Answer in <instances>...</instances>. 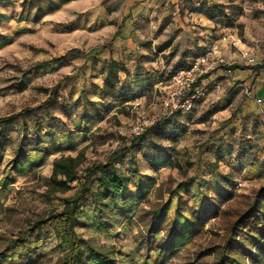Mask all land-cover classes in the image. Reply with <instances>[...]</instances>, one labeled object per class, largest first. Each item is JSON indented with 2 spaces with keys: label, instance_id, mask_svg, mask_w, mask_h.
Wrapping results in <instances>:
<instances>
[{
  "label": "rangeland",
  "instance_id": "1",
  "mask_svg": "<svg viewBox=\"0 0 264 264\" xmlns=\"http://www.w3.org/2000/svg\"><path fill=\"white\" fill-rule=\"evenodd\" d=\"M24 1L0 0V264H61L69 237L51 214L78 192L86 167L108 160L131 178L127 201L110 206L113 213L122 207L126 220L109 228L91 199L80 202L75 232L82 253L75 264H103L92 250L108 256L105 264H264V243H246L251 259L240 249L253 210L264 212V110L246 94L250 86L226 73L234 65L209 76V87L219 90L210 89L191 113L117 144L119 129L159 112L172 72L215 42L222 27L243 37L247 25L263 39L264 0H136L141 5L126 16L124 0H71L39 22L18 21ZM43 1L45 9L61 0ZM138 10L143 16L132 21ZM201 17L222 25L204 33ZM151 39L169 41L171 49L145 56L131 47L119 59L123 89L97 92L115 43L132 40L146 49ZM189 42L192 51L184 48ZM157 58L164 63L156 66ZM251 68H264V53ZM24 135L41 143L12 169ZM45 147L50 154L40 151ZM80 151L84 161L71 190L48 195L54 159ZM88 182L92 188L95 174Z\"/></svg>",
  "mask_w": 264,
  "mask_h": 264
},
{
  "label": "trees",
  "instance_id": "2",
  "mask_svg": "<svg viewBox=\"0 0 264 264\" xmlns=\"http://www.w3.org/2000/svg\"><path fill=\"white\" fill-rule=\"evenodd\" d=\"M71 0H61L59 4H52L51 1L46 2L47 6L43 9V0H25L22 4V10L18 16V21H29L39 22L53 11L59 8V5L70 2ZM31 11H34L31 16ZM212 18V17H211ZM170 42L166 41L158 47L159 51L162 52L170 47ZM120 71V65L115 61H110L105 68V79L103 88L105 92L111 93L114 91L116 85L119 83L118 73ZM55 97V91H53L49 98L53 100ZM114 97V96H113ZM116 98V97H115ZM205 98V97H204ZM202 98V99H204ZM194 102V106L197 102ZM124 101V99L120 100ZM194 106L191 112L194 109ZM189 112V113H191ZM188 113V114H189ZM183 114H176L170 118H166L158 122L153 127L149 128L147 132L139 138L131 140L132 142L144 139L150 132L162 128L167 122L174 120L176 117ZM130 141V142H131ZM40 139L29 137L24 135L18 141V148L16 150V159L13 161L12 169L18 167L23 163L24 157L28 152L38 149L40 145ZM1 146V145H0ZM28 147L30 150L25 151L24 147ZM40 151L50 154V150L47 147ZM84 161L83 152L80 151L75 157L72 156H60L54 159L52 164L51 174L47 183L46 193L48 195L65 194L71 190L70 184L79 178V168ZM95 174L94 186L90 188L88 177ZM231 175H227L224 187L227 189L231 185ZM131 178L128 173L118 172L111 167L110 160L105 163H93L84 169V176L82 178V184L78 192L69 199L65 200L63 209L60 212L51 214V219H58L63 230L69 237L70 252L64 257L61 264H75L76 259L81 255V251L78 247V236L75 232V219L77 217L79 207H83L80 202H84L86 199H91L92 203L98 209L100 219L103 221L105 226L114 227L120 222L119 218L122 217L126 220V212L121 207L120 210L112 212L111 205H120L127 201V190L130 184ZM87 202H84V205ZM253 220L248 225V238L242 240L240 249L244 252L246 258L251 259V248L246 246V243H251V247L262 246L264 243V237L260 232L264 231V212L262 210H253ZM122 220V219H121ZM91 256L94 259H99L103 264L108 261V256L102 252L92 250ZM2 256L0 255V261ZM222 264H236L235 260L223 261Z\"/></svg>",
  "mask_w": 264,
  "mask_h": 264
},
{
  "label": "built area",
  "instance_id": "3",
  "mask_svg": "<svg viewBox=\"0 0 264 264\" xmlns=\"http://www.w3.org/2000/svg\"><path fill=\"white\" fill-rule=\"evenodd\" d=\"M219 42L228 44L237 50L240 60L245 65H257L260 42H254L251 48H241V39L231 34L222 36L217 43ZM217 43L205 46L202 53L187 67L176 70L173 73L168 86L161 96L159 112L149 118L145 116L139 118L127 130L119 129L117 131V144L119 140L128 144L131 140L141 137L149 128L163 119L170 118L176 114H188L191 112L194 102L204 98L210 89L219 90L218 85H213L212 88L202 84L203 80L208 78L213 72L229 65V61L218 54ZM226 73L230 74L231 70L227 69ZM245 92L249 97L255 98L251 90L246 88ZM254 100L259 106L264 105L262 98H255ZM241 186L242 184L239 182L236 188L239 189Z\"/></svg>",
  "mask_w": 264,
  "mask_h": 264
},
{
  "label": "crops",
  "instance_id": "4",
  "mask_svg": "<svg viewBox=\"0 0 264 264\" xmlns=\"http://www.w3.org/2000/svg\"><path fill=\"white\" fill-rule=\"evenodd\" d=\"M124 2H125L126 11L124 12L123 16H126L129 13H132L133 10H134V7H137V6L139 7L141 5V3L140 4L136 3L137 2L136 0H124ZM134 3L137 4V5H134ZM148 5L149 4L146 3V6H143L142 9H139V10H144L146 7H148ZM139 10H138L137 14H135L134 16L132 15V17L130 16L132 18V21H135L137 18H140V17L143 16L142 14L139 13ZM201 18H202V20H205V22H206V24H205L206 26L204 27V31H202L204 33H208V31H212L215 26H221L222 25V23L220 21H217V20H219V18L218 19H214V20L208 19L206 17H201ZM258 29H259L260 33H262L263 36H264V29H261V26H258ZM116 32H118V31H116ZM230 34L234 35V36H237L238 38L241 39V41H242V45H240L241 48H243V47L251 48V47H253V44L256 41L261 43L260 44V49L258 51V63H257V65H258L260 63V61L262 59V56H263V53H264V50H263L264 38L260 40V38H259L260 35L259 34L257 35L255 32H253L247 25H245V27H244L243 37H240L236 32H229V29L227 27H225V26L222 27L221 36L215 42H212L210 44L209 43L205 44L201 48V53H202V51H203L205 46L217 43L222 36L230 35ZM135 35H136L137 39L138 38H140V39L144 38V35H143V33L141 31L136 30L135 31ZM151 41H152V44L150 45V47H148L146 49L144 48V46L143 47L141 46L139 48L138 45H135V46L132 45V40L129 41V44H128V40H127L122 45V47H120L121 44H119V42L115 43L114 44L115 45L114 46L115 47L114 48V53H112V55H109L108 62L106 64H104L102 66V68H100V73H99L100 74V86L97 88V92H99V93L105 92V90L103 88V83H104V79H105V68H106V65L110 61H115V62H117L120 65L119 59L121 60L123 55H124V57H125V55H128V53H130L132 51L131 47H134L137 51H139L140 55H145V56H149V53H151L150 52L151 50L157 56H161V55L166 54L167 51H169L171 49V45H170V47L168 49L160 52L158 47L161 46L164 42H162L161 44H158L153 39H151ZM193 45H194V47H193ZM200 45L201 44H199V46ZM217 47H218V50H217L218 54L221 57H223L226 60H228L229 61V65L232 64L235 67L234 69L231 70V73H230V74L234 75L233 78H232L234 83L240 84L244 88L250 86V90L252 91L254 97L255 98H262L264 100V68H259L258 70L255 69V71H254L251 67H255L256 65L255 66H247V65H245L240 60L238 51L235 50L234 48L230 47L228 44L219 42V43H217ZM184 48L187 49L188 51H192L191 48H196V46H195V44L189 42V45L185 46ZM180 53H183V52H180ZM198 56H196V57H198ZM181 57L182 56L180 54L179 56L176 57V59L174 58V59L171 60L170 58H168L167 61L171 60L172 64H175L181 59ZM195 58H193L188 63V65ZM145 59H147V58H145ZM156 60H157L156 61V66H160L161 62L164 63V61H162L160 58H157ZM187 66H185V67H187ZM179 69H182V68H179ZM179 69H176V70H179ZM176 70H174L172 72V75H173V73ZM128 72H129V70H128ZM125 77H126L125 68H123L120 65V71L118 73L119 83L116 85V87H115V89H114V91L112 93H114L115 91H118L119 89H123L122 80H124ZM202 84L205 85V86H210L209 77L206 78L205 80H203ZM119 86H120V88H119ZM114 97H117L116 94L114 95ZM260 108L262 110H264V105L260 106Z\"/></svg>",
  "mask_w": 264,
  "mask_h": 264
}]
</instances>
